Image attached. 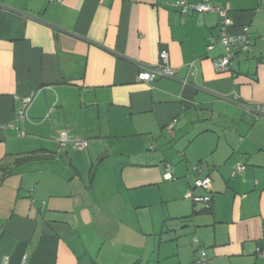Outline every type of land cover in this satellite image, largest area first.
Instances as JSON below:
<instances>
[{
	"label": "crops",
	"instance_id": "obj_1",
	"mask_svg": "<svg viewBox=\"0 0 264 264\" xmlns=\"http://www.w3.org/2000/svg\"><path fill=\"white\" fill-rule=\"evenodd\" d=\"M176 1L0 0V264H264V0H208L251 44L225 72Z\"/></svg>",
	"mask_w": 264,
	"mask_h": 264
},
{
	"label": "built area",
	"instance_id": "obj_2",
	"mask_svg": "<svg viewBox=\"0 0 264 264\" xmlns=\"http://www.w3.org/2000/svg\"><path fill=\"white\" fill-rule=\"evenodd\" d=\"M172 8L177 9L181 14L197 13H215L220 16L221 20L219 22V40L218 43L224 48V54L220 58L216 59L213 62V66L217 72H225L229 69L230 65L234 61L237 55L247 54L250 51V40L244 30L240 35L234 36L231 32L233 28V20L228 15V11L224 8L213 6L208 2V0H203L199 4H192L189 0H179L174 2L171 5ZM1 9V8H0ZM213 45L208 47V50H212ZM160 63L156 66H147L142 67L140 72L137 75V80L141 83L148 84L157 79H175L176 71L169 67L167 63V53L161 51L159 54ZM185 85V83H183ZM31 102V98H24L22 100V106L17 114V122L22 121L26 118V110L28 105ZM176 123L173 120L166 129L171 131L174 124ZM16 131H19V127L12 125L11 126ZM60 142L63 147L68 143V138L65 133L60 134ZM87 146V143L84 141H75L72 143L73 150H83ZM168 167V166H167ZM244 170V165L237 164L235 166V171L242 173ZM211 179L208 177L202 179H196L194 181V187L207 190L210 187ZM187 199L194 200L196 202H202L205 204L206 209H210V196H204L199 198H194L192 193H189L186 196ZM196 243L197 241L194 240ZM256 255L264 258V249H257ZM6 262H4L5 264ZM196 264H206V252L205 250L198 251V259Z\"/></svg>",
	"mask_w": 264,
	"mask_h": 264
},
{
	"label": "rangeland",
	"instance_id": "obj_3",
	"mask_svg": "<svg viewBox=\"0 0 264 264\" xmlns=\"http://www.w3.org/2000/svg\"><path fill=\"white\" fill-rule=\"evenodd\" d=\"M156 190V195L154 194V191ZM151 192V194H153V202H152V204L151 203H149L148 205H150V207H148L147 208V210L145 211V212H143V211H140L141 213H139V214H142L143 216H144V214H145V219H148V216H149V211L148 210H152L151 212L154 214V210L156 209V207L158 206V205H155L156 203H157V189H153V190H151L150 191ZM150 192H149V194H150ZM159 207H157V209H158ZM132 217V216H131ZM133 218H134V216H133Z\"/></svg>",
	"mask_w": 264,
	"mask_h": 264
},
{
	"label": "trees",
	"instance_id": "obj_4",
	"mask_svg": "<svg viewBox=\"0 0 264 264\" xmlns=\"http://www.w3.org/2000/svg\"><path fill=\"white\" fill-rule=\"evenodd\" d=\"M30 156H32V155H30ZM30 156H29V157H30ZM21 160H27V159H21ZM21 160H19V161H21Z\"/></svg>",
	"mask_w": 264,
	"mask_h": 264
}]
</instances>
